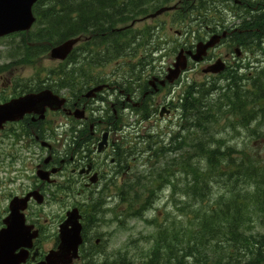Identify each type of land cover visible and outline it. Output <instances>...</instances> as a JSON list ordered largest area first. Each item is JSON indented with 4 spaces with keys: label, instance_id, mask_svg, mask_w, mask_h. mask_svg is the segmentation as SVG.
<instances>
[{
    "label": "flooded vegetation",
    "instance_id": "flooded-vegetation-1",
    "mask_svg": "<svg viewBox=\"0 0 264 264\" xmlns=\"http://www.w3.org/2000/svg\"><path fill=\"white\" fill-rule=\"evenodd\" d=\"M235 6L233 8L238 10L245 11L250 10L249 6L246 5V0H232ZM224 9L230 14L233 13L231 7H229V2ZM180 4L176 8L179 12L178 20L181 22L182 13V3L180 0L177 1ZM256 9V8H254ZM209 14V13H208ZM242 17V16H241ZM198 16L194 18L195 21H198ZM209 19L212 17L209 14ZM198 24H203V36L199 38L205 40L207 37L212 35L224 34V38L217 47H224V50L228 45L232 48V51L235 47H239L238 44L242 42L243 39H238L237 34L240 32L239 27L230 25V27L222 26L215 24L214 21H209L207 24L205 22L199 21ZM199 41V40H198ZM192 45V43L190 44ZM189 45V46H190ZM217 47L212 51L214 52ZM193 47H189L192 49ZM220 52L214 53L213 55H207L206 59L212 60L215 58H220ZM226 58L227 53L223 54ZM225 58H222L226 61ZM226 64V63H225ZM230 67V65H226ZM163 73H157L156 76H152L153 79L150 81V84L155 88L156 95L150 96V99L147 103H151L153 100V105H148L151 107L150 112L151 116L159 118V114L162 112L168 113L169 115L173 113L171 106L167 105V102L171 99V96L167 97L170 88L167 85L160 86L159 81L163 78ZM149 84V81H148ZM145 89L139 96L140 89L137 86H133V90L128 93L131 100H140V103H134L132 101H125L121 94L124 91L117 89V87L108 86L106 90L102 91L104 93L96 94L92 99L85 98L84 92L79 94H71L66 96V105L67 108L64 111H58L54 113H64L68 118L65 121L67 126L70 127L75 123V127L70 129L69 135L67 136L64 143L63 153L56 159H53V154L49 155L47 160L49 164H55L51 167H60L57 174L61 173L62 170H66L69 181L78 186V189L85 190L87 192V200H92L96 198V205L93 204L91 211H99V205L103 202L106 204L103 208H108V203L114 201L116 204L120 203H130L134 201L132 198L121 197L119 193V188L121 186L125 187L126 182L132 180L130 174L131 164L134 161V158L130 154L132 150L131 147L134 145V139L131 138L135 136V127H131L126 119H120L115 116L113 118H104L98 114L94 102L98 98H105L108 102L112 98L115 102L114 107L120 109L135 108L136 106H143V102L146 100L147 95H150L152 92ZM109 91H112V94L108 96ZM160 93H163V96H160ZM125 94V93H124ZM106 96V97H105ZM143 100V101H142ZM73 110H82L85 117L82 120H75L72 116ZM48 114V113H47ZM156 114V115H155ZM54 122L55 120L52 119ZM7 136L10 138H16L19 136L23 142H34L40 137L48 139L52 135L50 128L44 123L37 121L36 116L29 115L25 117L20 123L15 124L6 128ZM16 130V134H12L9 131ZM123 153V156H121ZM33 160L31 159V163ZM39 163L34 165L42 169L51 168L47 166L46 163ZM31 182H27L28 188L20 196L28 193L29 191L37 190L41 191L44 195L46 191V186L44 183L38 182L36 177H32ZM92 181V182H90ZM23 187V185H22ZM22 189V188H21ZM20 189V190H21ZM19 190V191H20ZM102 199V201L100 200ZM36 214V213H35ZM101 218L100 213H87L82 215V229H81V244L78 248L77 256L69 262V264H136L133 256L125 251L123 248L116 247L114 248L113 244L115 242L114 238L119 234V230L109 231L111 232L108 235H103L99 233L98 223ZM42 222H46L45 219ZM30 225L37 230L38 236L33 241V245L26 252V258L23 262L19 264H39L44 262L45 255L52 250H55L57 247V237L53 235V231H47L45 227L41 226L39 221V216L33 215L30 220ZM254 247H242L241 250H253ZM260 250H264L260 248ZM251 257L246 252L242 253L240 258L246 260V258ZM264 259V255L260 257ZM162 259V256H160ZM240 264H246L241 262ZM257 264H264V262H259Z\"/></svg>",
    "mask_w": 264,
    "mask_h": 264
},
{
    "label": "trees",
    "instance_id": "trees-1",
    "mask_svg": "<svg viewBox=\"0 0 264 264\" xmlns=\"http://www.w3.org/2000/svg\"><path fill=\"white\" fill-rule=\"evenodd\" d=\"M44 2L45 9L41 10L37 5L35 9L37 16L41 20L44 19L46 24H42L43 27L37 33L19 35V43L23 46L44 38L52 43L86 33H106L116 22V19H112V14L118 9L115 0ZM28 51L31 58L36 56L32 55L31 49ZM250 83L253 89L247 92L245 100L237 97L227 102L231 103L238 113L240 125L246 127L249 134L256 136L264 134V73L250 78ZM184 109L192 111L186 105ZM251 123H254V126H251ZM228 151L230 156L226 152L203 150L206 160L203 172L204 169L196 164L191 167L186 161L182 163L183 172H189L190 177L184 194L191 202L184 207L183 212L185 217L192 218L193 222V228L183 229V255L188 256V259L194 254L205 256L206 251L210 250V262L219 264L223 260L219 257L224 253V250H220V245H264V234H253L250 227L254 223H260L258 227L264 230V163L248 157L236 159L232 152ZM217 177H220L226 188V198L220 196L219 202L211 204L207 209L200 207L186 211V208H193L194 205L207 201L210 179ZM244 230H247V238L243 235ZM173 238L176 239V233ZM241 240L245 243L241 244ZM204 247L209 248L206 250ZM254 252L248 251L251 255H254Z\"/></svg>",
    "mask_w": 264,
    "mask_h": 264
},
{
    "label": "rangeland",
    "instance_id": "rangeland-1",
    "mask_svg": "<svg viewBox=\"0 0 264 264\" xmlns=\"http://www.w3.org/2000/svg\"><path fill=\"white\" fill-rule=\"evenodd\" d=\"M248 0H246L247 2ZM247 6L250 7V5L248 4ZM228 18L227 20L228 21H238L237 17L235 18H232V13H228L227 14ZM241 17V16H240ZM163 19H165V16H163ZM173 22V20H169V23ZM168 23V24H169ZM174 23V22H173ZM137 26H140V24H138ZM183 25L181 24V22L177 23L176 25H174L172 27L171 30H162V29H159L156 33V37H161V38H166V41H168V37H173L174 35V30L175 29H180L182 28ZM192 28H195L194 26ZM157 40V38H156ZM156 40L153 42V45H156ZM8 39L4 40V42H1L0 41V69H12L11 71L9 72H1L0 73V85H5L6 83V80L9 79L11 76H19L21 79L27 81V80H31L29 82V84L33 85L34 83H36V79H33L35 74L37 73L38 75H41L40 76V79L44 81V76L48 73V71L50 70V68H56L58 66V62H55V61H51V60H48L47 58L43 57L41 60L35 62L33 65H24L23 63H18L14 60V58H9L8 57V54H7V51L9 50V48L11 47L10 44L8 43ZM141 41H145L146 43L148 42V39L142 37L141 38ZM158 41V40H157ZM138 43H135L133 49L135 51V59L137 60V63H141L142 59H141V55L143 54V47L144 45L141 44V46L139 47V45H136ZM158 50L160 47H156ZM155 48V49H156ZM151 49L149 48H146L145 51L147 52V54H150ZM161 50H164V52L166 53V55L164 57L161 58V55L164 54L161 53V52H157V54L154 57V61H152V67H153V70L154 71H158V70H161L162 68L165 67L166 64H168L170 62V60L172 61L173 59V56L175 54L176 51H173V46L168 43L166 44L165 46L162 47ZM133 51V52H134ZM118 53L119 54H124L123 51H120V49L118 50ZM21 55V53H20ZM119 62V64H124V61H123V58H118V60H114L113 62H111L110 64L106 65L105 67H101L99 70H100V73L102 74H105V73H111L112 70L114 69V67H116V63ZM142 65V64H141ZM141 65H137L136 67L140 66ZM5 67V68H3ZM135 72L137 74V71H136V68H135ZM197 72V71H196ZM195 71L194 72H188L187 74H185L182 78V81L185 82V81H190V79L194 80V81H199L200 82H205V80L203 78H200L199 75H198V72L196 73ZM12 92L11 91H7L4 95H2L4 98H9L11 96ZM1 98V97H0ZM1 103V102H0ZM127 118V116H126ZM128 121L130 123H133L136 121V127L138 128V133H141L143 132L144 128L145 130H149L150 129V125L148 124H138V119L135 120V118L133 116H130L128 118ZM159 124V127H162L165 125V123L163 122H160L158 123ZM139 126V127H138ZM157 126H155L153 129L155 128H159ZM175 129V128H174ZM219 127H217V125H214L212 127V133H214L213 131L215 130H218ZM194 132H197L199 133V129H196L194 130ZM221 135L227 139V141L229 140V142L231 144H235V145H239L241 147L242 145V142H245V138L247 136V134L244 135V132L243 130L241 131H232V130H229V131H226V132H222ZM239 148V147H237ZM257 145L255 143L251 144L249 147H246V153L249 155V154H256V151H257ZM264 148V145L261 146V153L260 155L264 158V153H262V149ZM20 156H23V160L21 158H19L20 162L22 164H25L26 167L28 168V159L25 158V153L24 152H21L20 153ZM19 165V163H18ZM17 167V165H15ZM8 167H9V164L7 163H2L0 164V180L1 179H4L6 178L7 176H9L10 174L8 172H6L8 170ZM139 170H142L141 168H139ZM14 176V175H13ZM183 188V185L180 186ZM208 191H209V196H211L212 198H215L218 194H222L224 191H225V188L223 186H217V185H212L208 188ZM167 196V195H165ZM181 195L180 194H177V199H180ZM167 202H165L163 204V202H160L158 204L155 205V211H154V214H152V216H150V218H153L154 216H157L160 220H163L165 217L167 216H163V211L164 210H167L166 208H164L165 204ZM2 201H1V198H0V213L2 212ZM168 206L170 207V211L173 213V215L175 216V208H174V205L172 203L168 204ZM57 205H54L52 207V210H56L57 209ZM149 215V214H148ZM180 222L183 221V225L185 224V221L182 220V218H179ZM154 227L153 226H148L145 222H143L142 219H137L135 220L134 222V233L137 234V235H141V237L143 236H146V235H153L154 234ZM242 243H245L244 240H241V244ZM220 244L221 241H220ZM143 246H147V244L143 243L142 244ZM221 248H223V245H220ZM235 248L236 250L238 251V246L235 245ZM137 251V249H136ZM228 250H226L224 252V254L226 256H228V254L226 253ZM264 254V253H263ZM196 255V256H195ZM207 257V253L205 254V258ZM202 255H198V254H194V256L192 258H190V260L192 261H195V264H199V262L202 260ZM256 257H247L246 260L242 259L240 260V262H245L247 263L248 261H254Z\"/></svg>",
    "mask_w": 264,
    "mask_h": 264
},
{
    "label": "water",
    "instance_id": "water-1",
    "mask_svg": "<svg viewBox=\"0 0 264 264\" xmlns=\"http://www.w3.org/2000/svg\"><path fill=\"white\" fill-rule=\"evenodd\" d=\"M35 1L36 0H0V36L14 31L26 30L33 21V18L31 16V6ZM75 42L76 40L66 41L63 44L52 49L50 54L51 58L63 59L70 51L71 47ZM213 42L214 41H210L205 45H201L202 47L200 48L199 46H197V55L194 57V59L199 60L200 55H203L205 50L213 45ZM174 66L177 70L178 68L182 69L184 67V61L183 58H181V55H178L176 57V63H174ZM176 69L175 71L172 70L170 78H174L177 76L178 71ZM44 93H48V92H44ZM42 94H39L37 96H31L25 99L15 100L4 106H0V125L6 120L12 121L15 120L16 118H19V116L24 111L29 110L28 108L29 106H35L41 103L42 106L44 104L45 105L52 104L51 102L47 103V99L45 98L41 101L40 100L41 98L47 96V94L45 95ZM36 99H38L39 102L34 104L35 102H37ZM16 208L17 207L14 206L11 209L10 221L16 222L17 220H19L18 216H16ZM69 224L73 228V234L76 235L78 231V227L76 228V226H74L71 222ZM64 234L67 233L63 231L62 232L63 237ZM18 240L19 239L12 237L10 235L8 229L3 230L0 233V246L8 244L14 247L15 245L18 244L17 242Z\"/></svg>",
    "mask_w": 264,
    "mask_h": 264
}]
</instances>
